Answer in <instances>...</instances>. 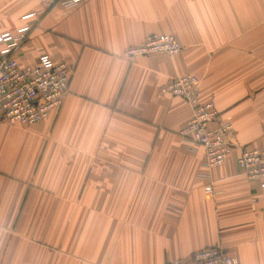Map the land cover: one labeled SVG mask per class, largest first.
I'll return each instance as SVG.
<instances>
[{"label":"crops","instance_id":"0c3cea01","mask_svg":"<svg viewBox=\"0 0 264 264\" xmlns=\"http://www.w3.org/2000/svg\"><path fill=\"white\" fill-rule=\"evenodd\" d=\"M38 9L0 0V35ZM37 19L19 66L46 55L73 74L43 122L0 116V264H167L212 247L264 264V189L238 172L237 151L204 168L179 135L190 107L159 93L196 76L232 144L264 149V0H85ZM152 34L180 53L125 56Z\"/></svg>","mask_w":264,"mask_h":264},{"label":"built area","instance_id":"2783aa9c","mask_svg":"<svg viewBox=\"0 0 264 264\" xmlns=\"http://www.w3.org/2000/svg\"><path fill=\"white\" fill-rule=\"evenodd\" d=\"M85 0H38L37 12L22 17L32 20L20 27L15 34L0 35V116L9 125L34 126L57 111L69 91L73 67L67 62H53L46 55H39L37 63L20 67L14 55L21 48L30 30L55 6L70 9ZM181 44L172 35L152 34L137 46L124 53L127 57L153 53L175 56ZM159 93L182 99L191 109V116L179 132L191 147L204 150L206 169L220 167L237 151L238 172L248 182H255L264 189V149L236 147L231 142L233 126L220 119L213 101L201 102L200 80L194 75H184L160 87ZM207 195H214L209 182L203 188ZM255 198L252 202H255ZM167 264H237L235 259L217 247L203 249L185 261L176 260Z\"/></svg>","mask_w":264,"mask_h":264}]
</instances>
